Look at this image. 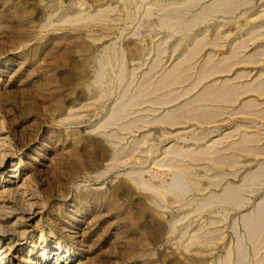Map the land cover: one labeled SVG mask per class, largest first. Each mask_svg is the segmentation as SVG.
Segmentation results:
<instances>
[{"label":"rangeland","instance_id":"obj_1","mask_svg":"<svg viewBox=\"0 0 264 264\" xmlns=\"http://www.w3.org/2000/svg\"><path fill=\"white\" fill-rule=\"evenodd\" d=\"M263 211L264 0H0L2 264H264Z\"/></svg>","mask_w":264,"mask_h":264},{"label":"bare ground","instance_id":"obj_2","mask_svg":"<svg viewBox=\"0 0 264 264\" xmlns=\"http://www.w3.org/2000/svg\"><path fill=\"white\" fill-rule=\"evenodd\" d=\"M163 87H164V86H163ZM219 88H221V87H219ZM228 88H229V87H228ZM228 88H226L227 91L230 90V89H228ZM226 89H225V90H226ZM144 90H145V89H144ZM222 90L224 91V88H223ZM213 91H214V90H213ZM219 92H221V91H219ZM225 92H226V91H225ZM209 93H210V92H209ZM146 94H147V93H146ZM222 94H223V93H222ZM211 95H212V94H211ZM225 95H226V94H225ZM215 96H216V95H215ZM220 96H221V94H220ZM220 96H218V97H220ZM212 98H213V97H212ZM173 99H174V98H173ZM214 101H215V100H214ZM159 102H160V101H159ZM162 102H163V101H162ZM134 104H135V103H134ZM119 111H120V110H119ZM172 117H173V116H172ZM175 117H176V116H175ZM112 119H113V118H112ZM171 119H172V118H171ZM175 121H176V120H175ZM123 125H124V124H123ZM177 152H178V151H177ZM185 155H186V154H185ZM140 176H141V175H140ZM176 181H177V179H176ZM172 182H173V181H172ZM178 182H179V180H178ZM172 185H173V183H172ZM263 212H264V211H263ZM260 213H262V212H260ZM257 216H258L257 218H258L259 220H260L261 218L264 220V217H263L262 215H261L262 217H261L260 215H257ZM259 217H261V218H259ZM255 218H256V216H255L253 219H255ZM257 218H256V219H257ZM262 219H261V220H262ZM263 231H264V230H263ZM197 239H198V238H197ZM71 252H72L71 250H65V253L70 254ZM3 258H4V256H3V254H1V255H0V264L6 262V260H4Z\"/></svg>","mask_w":264,"mask_h":264}]
</instances>
